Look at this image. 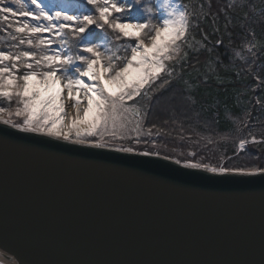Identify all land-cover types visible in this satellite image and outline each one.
<instances>
[{
    "label": "water",
    "instance_id": "1",
    "mask_svg": "<svg viewBox=\"0 0 264 264\" xmlns=\"http://www.w3.org/2000/svg\"><path fill=\"white\" fill-rule=\"evenodd\" d=\"M115 148L0 123V264H264V173Z\"/></svg>",
    "mask_w": 264,
    "mask_h": 264
},
{
    "label": "snow or ice",
    "instance_id": "2",
    "mask_svg": "<svg viewBox=\"0 0 264 264\" xmlns=\"http://www.w3.org/2000/svg\"><path fill=\"white\" fill-rule=\"evenodd\" d=\"M0 5V21L10 29L7 49L0 48V123L87 147H111L105 137L140 143L151 104L141 109L128 102L139 97L155 102L178 79L176 67L206 47L192 34L195 20L187 8L168 0L159 6L148 0H82L74 14L53 12L43 0H30L34 7L25 0ZM65 92L72 116L66 115ZM247 143L240 140L239 150ZM184 166L221 175L264 173V168Z\"/></svg>",
    "mask_w": 264,
    "mask_h": 264
},
{
    "label": "trees",
    "instance_id": "3",
    "mask_svg": "<svg viewBox=\"0 0 264 264\" xmlns=\"http://www.w3.org/2000/svg\"><path fill=\"white\" fill-rule=\"evenodd\" d=\"M179 1L195 20L192 34L206 47L176 67L178 79L159 91L155 102L147 97L128 102L141 109L151 104L140 143L105 139L112 146L158 152L184 163L264 168V0ZM8 31L0 21V48L8 47ZM253 138L261 143H252ZM242 139L248 141L244 151L238 147Z\"/></svg>",
    "mask_w": 264,
    "mask_h": 264
},
{
    "label": "rangeland",
    "instance_id": "4",
    "mask_svg": "<svg viewBox=\"0 0 264 264\" xmlns=\"http://www.w3.org/2000/svg\"><path fill=\"white\" fill-rule=\"evenodd\" d=\"M28 4L30 3V0H28ZM82 0H73V1H65V0H43V3L47 5V8L51 11H64L67 14H74L77 12V9L79 8V5L81 4ZM169 3L174 5H182L179 0H168ZM149 3V0H148ZM165 3V0H153V4L159 6ZM34 6V5H33ZM47 35V34H45ZM111 39V38H110ZM54 49L57 47V45L52 46ZM240 54V53H239ZM240 59H245L246 56L244 54L238 55ZM237 57V58H238ZM65 101H66V115L72 116L74 115V110L71 109L70 103L67 101V93H64Z\"/></svg>",
    "mask_w": 264,
    "mask_h": 264
}]
</instances>
